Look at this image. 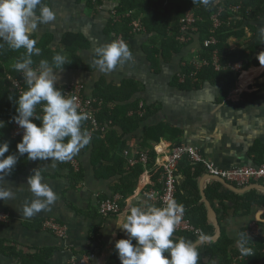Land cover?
I'll use <instances>...</instances> for the list:
<instances>
[{"label":"crops","instance_id":"obj_1","mask_svg":"<svg viewBox=\"0 0 264 264\" xmlns=\"http://www.w3.org/2000/svg\"><path fill=\"white\" fill-rule=\"evenodd\" d=\"M47 1L55 11L56 19L50 24L39 25L34 35L40 38L45 33L52 34V46L55 47L65 33H80L90 44L88 50L80 52L82 64L89 69L63 70L59 73L61 79L56 87L82 84L84 95L94 97L96 85L101 80L113 91L124 82L132 81L137 89L130 102H138L140 108H158L156 114L142 123L134 133L123 137L122 151H128L129 158L148 151L137 148L145 126L166 123L181 131L182 144L196 148L205 160L220 169L264 166V66L257 59L258 54L264 52V43L259 35L260 28L264 27V16L240 20L237 30L239 36L231 37L228 41L230 52L242 56L244 63L238 61L225 66L224 72L229 71L230 74L216 83L205 82L198 89L184 91L174 84V79L180 76L185 63L194 66L199 64L198 52L201 45L197 34L192 35L189 45L178 55L166 61L159 57L157 67L152 65L147 54L149 36L144 33L133 34L127 42L133 53V60L104 74L92 65V49L114 41L105 34V29L116 4L107 2L94 12L83 3L77 4L76 0ZM225 1L239 0H217L216 4ZM235 65H240V69H236ZM181 78L179 83L184 81ZM227 84H230L228 89ZM111 107L115 105L110 104L109 108ZM122 113L116 117H121ZM127 115H131V112ZM0 121L3 120L0 118ZM81 127L82 131L87 130L83 122ZM114 129L120 134L121 130L117 126ZM153 149L156 157L151 168L141 164L131 167L127 164L124 152L121 155L125 161L124 167L140 165L144 170L134 183L133 194L122 202L120 195H112L114 186L121 177H98L97 167L92 164L90 145L81 149L74 157L82 173V179L75 184L70 179L66 168L68 166L64 162H56V167L53 168L51 161L29 160L24 174L5 177L6 184L3 186L13 189L15 199L0 201V212L8 214V220L0 222V240L26 255H32L43 248L51 249L48 264H69L74 258L82 256L89 257L90 264H111L110 259L117 256L115 241L126 238L125 233L116 228L114 222L123 218L130 204H143L146 201L149 205L157 206L148 198L147 193L151 189H160L161 174L159 178L157 170L161 169L160 165L165 162L171 146L168 141L161 139ZM36 168L43 169L44 182L57 193L58 199L49 210L25 218L17 209L26 200L32 199L26 180ZM207 176L204 174L198 179L199 193L201 186L205 193L206 187L214 181ZM262 182L264 181L254 184L264 186ZM115 196L120 197V213L115 216H100L98 206L101 200ZM258 211L260 210L253 209L252 214L247 217L234 216L232 210L228 211V217L223 220L221 227L231 240L232 249L238 250L237 240L242 231L249 237L247 232L250 225L255 223ZM214 212L216 213L215 210ZM49 218L65 226L66 236L63 239L42 229V222ZM257 228L258 236H264V224ZM93 229H96L95 236H92ZM0 264H17V261L0 255ZM206 264H219V260H208Z\"/></svg>","mask_w":264,"mask_h":264},{"label":"trees","instance_id":"obj_2","mask_svg":"<svg viewBox=\"0 0 264 264\" xmlns=\"http://www.w3.org/2000/svg\"><path fill=\"white\" fill-rule=\"evenodd\" d=\"M212 0L208 7L193 2V0H76L77 4H85L86 7L97 12L105 3L114 2L113 8L105 34L116 40L119 36L126 43L132 38L131 24L137 21L141 24L142 32L148 35L147 54L154 67H157L159 57L165 61L178 55L189 45L178 40L181 35L180 21L184 15L191 11L194 14L193 34H197L200 41L198 52L199 69L191 63H185L181 68L179 77L174 79V84L181 90L191 91L198 89L205 82L216 83L222 80L230 72H224L223 68L228 64H235L238 61L244 63L242 56H236L230 52L229 39L238 37V27L240 20L256 19L264 16V0H239L235 2L225 1L217 3ZM44 2L48 3L47 0ZM49 4V3H48ZM239 7V10L232 11L231 8ZM114 13V14H113ZM218 14L219 26L213 31L212 16ZM37 40L36 46L41 49L39 56H33V67H37L41 59L51 58L56 53L64 54L69 64L64 66V70L89 69L82 64L80 52L88 50L89 41L80 33H65L57 46H52L53 35L43 34L40 38L33 34ZM216 43L211 44V39ZM2 43V42H0ZM251 50V49H250ZM25 50H12L6 44L0 48V118L5 122V127L0 129V143L7 142L9 151L5 156L14 154L15 145L19 140L11 138V131L15 123L11 118L16 114L15 99L20 95L14 88L10 77L22 83L23 91L26 85L20 73H17L13 65L24 56ZM214 55L216 61L214 60ZM217 67V69H216ZM182 77V78H181ZM180 78L183 83H179ZM230 84H227L226 88ZM63 90V87L60 88ZM136 85L132 81L124 82L120 88L113 91L112 88L105 86L103 80L96 85L94 98L102 101V107L96 116L100 129L91 134L90 147L92 164L97 167L98 177L112 178L121 177L118 184L114 186L113 196L120 195L122 200L127 199L133 194L134 183L141 174L144 173L142 166L137 165L133 168H126L125 161L121 155L124 151L123 137L134 133L139 126L156 114L157 107H139L138 102H130L132 95L136 92ZM228 89V88H227ZM86 96V95H85ZM9 98H12L11 100ZM124 103V104H123ZM113 104L115 107L109 108ZM39 109L40 106L38 105ZM122 113L121 117H116ZM131 112V115H127ZM41 114V111H37ZM39 124V121L33 120ZM83 124L89 131L87 121ZM118 127L120 134L115 127ZM181 131L169 124H152L145 126L142 138L138 144V149L148 150V164L151 168L155 161L156 154L153 146L161 139L170 143L171 149L181 145ZM29 160L25 156L18 158L17 164L12 169L10 176L16 177L26 172ZM68 166V165H66ZM72 182L78 183L82 179L80 168L74 171L69 166L66 167ZM160 178L161 169H158ZM206 174L201 164L190 162L187 158H182L176 171V194L175 200L182 204L186 218L189 220L198 234L193 232L173 233V239L185 238L195 243L201 236L210 238L214 235V228L207 220V211L201 202L198 189V179ZM152 179V175L150 176ZM264 184V182H262ZM234 186H236L234 184ZM237 187V186H236ZM208 201L218 215V224L221 228V235L216 242L202 244L197 248L200 254L199 264H206V261L218 259L219 264H233L239 256L247 257L246 260L236 262V264H264V236L247 237L244 235L247 248L252 250L253 255L244 256L239 250L231 248V240L224 233L221 227L223 220L228 217V211L232 210L234 216H250L253 209H258L254 219L257 226L264 224V192L251 190L244 194H236L218 182L211 181L205 190ZM106 200L103 198L101 202ZM217 203V206H216ZM121 204V203H120ZM231 205V206H230ZM159 207V205H157ZM121 211V209H120ZM96 229H93L92 236H95ZM248 238V239H247ZM52 254L51 249H39L32 255H26L18 251L15 247L0 240V255L13 258L17 264H48V259ZM111 264H120L115 255L110 259Z\"/></svg>","mask_w":264,"mask_h":264},{"label":"clouds","instance_id":"obj_3","mask_svg":"<svg viewBox=\"0 0 264 264\" xmlns=\"http://www.w3.org/2000/svg\"><path fill=\"white\" fill-rule=\"evenodd\" d=\"M193 2L208 7L212 0ZM55 19V11L44 0H0V48L6 44L12 50H25L13 68L21 74L26 85V90L14 101L16 114L11 118V122L22 130L18 133L20 140L15 145V153L5 156L9 144L0 143V201L3 202L15 199L13 189L3 185L19 157L26 154L30 161H51L55 168L56 162L72 160L91 140L90 133L82 131L81 127L88 119L87 113L78 110L74 97L66 96L56 87L61 79L59 73L69 64L67 57L56 53L51 62L41 59L38 66L33 67L32 57L41 54L33 34L39 25L50 24ZM259 35L264 43V27L260 28ZM92 53V65L104 74L133 60V53L124 40L95 46ZM257 59L264 66V52L259 53ZM38 105L42 114H37ZM5 126V122L0 121V129ZM42 171V168L33 169L27 177V190L32 199L17 209L25 218L49 210L58 199L57 193L44 182ZM183 212V205L175 199L165 201L161 207L149 205L146 201L130 204L123 218L114 222L116 228L126 235L114 244L120 264H199L200 254L190 240L172 238ZM245 244V237L241 235L237 240L238 250L244 256L253 255Z\"/></svg>","mask_w":264,"mask_h":264},{"label":"built area","instance_id":"obj_4","mask_svg":"<svg viewBox=\"0 0 264 264\" xmlns=\"http://www.w3.org/2000/svg\"><path fill=\"white\" fill-rule=\"evenodd\" d=\"M232 11H238L239 7L231 8ZM114 14V13H113ZM194 14L191 11H188L184 17L180 21V32L181 35L179 36L178 40L183 43H188L190 38L193 35V32L196 31L194 27ZM212 23H213V31L219 26V19L218 14L212 16ZM142 27L141 24L137 21H133L131 24V32L132 34H139L141 33ZM116 40H122L119 36ZM210 43L213 45L216 43L215 39H211ZM214 60L216 61L215 55ZM200 64L196 65V68H200ZM236 69H240V65L234 66ZM233 67V68H234ZM8 79L11 81L12 85L18 92L21 94L23 92L22 89V81L19 82L17 80H13L10 77ZM62 92L66 96L74 97L76 103L78 104L79 111H83L87 113L88 119V129L90 135L100 129V124L98 123L96 116L101 109L102 102L94 97H88L84 95V86L82 84H69L63 86ZM37 111H41V108H37ZM42 114V112H41ZM20 131L17 125L13 126L11 131V138L14 140H20V135L18 134ZM124 156L127 160V164L129 166H134L136 164H141L146 166L148 162V154L147 152L139 153L135 158H129L128 151H124ZM182 158H187L190 162L201 164L205 172L208 176H212L215 178H220L226 181L229 184H235L236 186L243 188L245 186L257 183L259 181H264V166H249V167H237L231 169H220L214 166L212 163L205 160L198 150L194 147L181 144L174 149H171L165 162H163L161 166V187L160 189H151L147 196L148 198L159 205V207L163 206L164 202L169 199H175L176 194V171L178 167V163ZM74 171L78 170V162L75 158L70 161L64 162ZM119 196H115L109 199L100 202L98 206V213L102 217L107 216H115L120 213V206H119ZM8 220V214L5 212H0V222H6ZM42 229L45 231H49L53 233L56 237L63 239L66 236V228L61 223L57 222L56 220L49 218L42 222ZM176 232H193L198 234V230H195L194 227L191 225L189 220L185 216V212H183L181 222L176 226ZM249 237L258 236V228L255 223L250 225V230L247 232ZM247 257L239 256L238 259H235L233 264L236 262H241L246 260ZM69 264H90L89 257H78L74 258L69 262Z\"/></svg>","mask_w":264,"mask_h":264},{"label":"water","instance_id":"obj_5","mask_svg":"<svg viewBox=\"0 0 264 264\" xmlns=\"http://www.w3.org/2000/svg\"><path fill=\"white\" fill-rule=\"evenodd\" d=\"M207 178L220 183L225 188H227L228 190H230V191H232V192H234L236 194H244V193H246L248 191H251V190H257V191L264 192V186L263 185H259V184H252V185L246 186L244 188H237V187L227 183L226 181H224V180H222L220 178H215V177H212V176H207ZM200 194H201L202 202L204 203V205L206 207V210H207V220L214 228V235L212 237H210V238L198 239L195 243H193L194 247H198V246H200L202 244H206V243L216 242L219 239L220 235H221V231H220V226L218 224L217 215L214 212V209L212 208L210 203L208 202V200H207V198L205 196V193H204V191L202 189V186H201V189H200Z\"/></svg>","mask_w":264,"mask_h":264}]
</instances>
